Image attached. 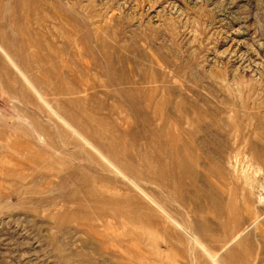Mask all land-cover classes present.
I'll list each match as a JSON object with an SVG mask.
<instances>
[{
    "label": "rangeland",
    "instance_id": "rangeland-1",
    "mask_svg": "<svg viewBox=\"0 0 264 264\" xmlns=\"http://www.w3.org/2000/svg\"><path fill=\"white\" fill-rule=\"evenodd\" d=\"M35 1L0 8V264H264V0H40L44 37Z\"/></svg>",
    "mask_w": 264,
    "mask_h": 264
},
{
    "label": "bare ground",
    "instance_id": "bare-ground-1",
    "mask_svg": "<svg viewBox=\"0 0 264 264\" xmlns=\"http://www.w3.org/2000/svg\"><path fill=\"white\" fill-rule=\"evenodd\" d=\"M38 1H40V0H36L35 2H33V3H35V4H37L36 6L37 7H35L34 8V11H36L35 12V15H34V17L32 18V20H30V24H31V26H30V28L32 27V28H34L35 30H36V32H37V34L40 36V37H44L41 33L43 32L42 30H43V28H45V25H46V22H48L49 21V17H52V15H45V16H38V14H37V10H38V6H39V9H40V7H42V4H41V2H38ZM5 2V0H0V8L2 9V6L4 5L3 3ZM47 5V4H46ZM9 8V7H8ZM7 9V8H6ZM54 17V16H53ZM57 32H58V30H57ZM89 66V65H88ZM177 139L179 140V137L178 138H175V142L176 143H178L177 142Z\"/></svg>",
    "mask_w": 264,
    "mask_h": 264
}]
</instances>
